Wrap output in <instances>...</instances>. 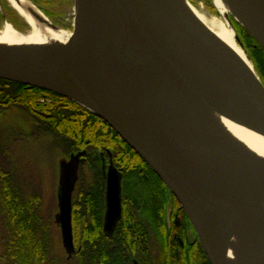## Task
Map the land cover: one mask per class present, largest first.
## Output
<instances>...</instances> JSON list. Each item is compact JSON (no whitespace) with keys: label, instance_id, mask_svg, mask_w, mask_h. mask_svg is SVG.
<instances>
[{"label":"water","instance_id":"obj_1","mask_svg":"<svg viewBox=\"0 0 264 264\" xmlns=\"http://www.w3.org/2000/svg\"><path fill=\"white\" fill-rule=\"evenodd\" d=\"M28 2L35 21L58 30ZM259 5L264 39V0ZM73 9L66 61L26 58L25 65V60L0 59V78L61 94L105 121L172 193L210 264H226L222 245L243 220L251 233L254 262L264 264V173L187 109L141 87L125 66L138 60L156 67L207 108L264 135V85L257 74L177 0H74ZM245 30L264 48L262 40ZM83 153L59 164L54 221L68 257L75 251L72 192ZM102 173L103 231L110 235L121 216V173L111 160L102 165Z\"/></svg>","mask_w":264,"mask_h":264},{"label":"trees","instance_id":"obj_2","mask_svg":"<svg viewBox=\"0 0 264 264\" xmlns=\"http://www.w3.org/2000/svg\"><path fill=\"white\" fill-rule=\"evenodd\" d=\"M33 1L53 16L39 4L41 0ZM234 23L243 31L245 46L264 82V48ZM11 107L25 109L33 120L31 128L40 151L47 140L57 142L40 160L54 181L59 158L84 152V161L72 192L75 251L68 257L52 241L56 223L52 210L44 209L41 183L18 177L23 170L10 162L9 143L4 148L0 135V264H133L134 260L139 264H209L172 193L105 121L61 94L0 78V113ZM109 160L121 173V216L107 235L103 231L106 182L102 165Z\"/></svg>","mask_w":264,"mask_h":264},{"label":"bare ground","instance_id":"obj_3","mask_svg":"<svg viewBox=\"0 0 264 264\" xmlns=\"http://www.w3.org/2000/svg\"><path fill=\"white\" fill-rule=\"evenodd\" d=\"M7 1L26 21L30 30L27 33H20L10 24L5 23L0 28V59L8 58L19 62L26 58L50 59L56 60L57 63L66 61L67 51L69 50L70 53L72 33L59 29L53 30L35 21L28 11V8L33 9L34 6L32 7L28 0ZM177 1L218 43L254 70L244 51L237 44L235 32L228 23L208 17L199 11L190 0ZM213 3L221 15L232 13L235 19L242 23L240 25L244 26V29H248L264 42L263 36L260 35L263 24L259 0H213ZM26 62L28 61L25 60L23 63L26 65L28 64ZM125 71L135 82L153 95L187 109L217 138L264 173V135L207 108L193 97L184 85L156 67L137 60L126 65ZM252 245L251 233L247 224L244 220L240 221L227 242L222 245L225 263L255 264Z\"/></svg>","mask_w":264,"mask_h":264},{"label":"rangeland","instance_id":"obj_4","mask_svg":"<svg viewBox=\"0 0 264 264\" xmlns=\"http://www.w3.org/2000/svg\"><path fill=\"white\" fill-rule=\"evenodd\" d=\"M7 4L8 2L4 0ZM32 1V0H31ZM49 2H53V5L50 8H46L50 11L53 16L46 15L41 8H39L36 4L35 7L38 8L45 17H47L51 22L57 25L59 30H63L65 32L72 33L73 31V19H74V0H47ZM45 0V2H47ZM33 2V1H32ZM190 2L201 12L205 13L208 17H214L219 20H222L228 23L224 14H220L217 7L214 5L213 0H190ZM34 3V2H33ZM4 5L0 4V9H3ZM9 6V4H8ZM10 7V6H9ZM10 9L16 14L17 17L22 20L24 29L30 30L29 26L26 24V21L21 18L12 7ZM228 20L231 23V28L235 32V38L237 44L244 51L246 57L249 59L251 64L254 67L255 73L259 77L261 83L263 84V80L259 73V70L256 66L253 59L250 58L247 47L245 46V40L243 39L244 34L243 31L236 27L235 19L228 12L227 13ZM237 23V22H236ZM229 24V23H228ZM240 25L239 23H237ZM1 25V22H0ZM241 26V25H240ZM236 27V28H235ZM241 28H243L241 26ZM244 29V28H243ZM246 31V30H245ZM238 33V34H237ZM66 41H64L65 43ZM258 70V71H257ZM264 85V84H263ZM33 121V120H32ZM31 121V117L27 114L25 109L19 107H11L5 111L0 113V135L2 139V143L5 144L4 148L7 146V152L10 153V162L13 161L19 166L23 172L22 175L18 176L22 178V181H39L43 187V205L46 212L52 210L53 219L54 215L58 211V199H57V191H58V179H59V164L56 165V181H54L52 177V172L48 169V166L45 164H41L40 160L47 156L49 152L52 151V148L56 141H51L52 139L47 140L45 145H42V151H40V147L37 144L36 138H34L35 133H33V129L31 125H33ZM35 126V125H34ZM36 135V134H35ZM6 136V137H5ZM53 137V136H51ZM53 142V143H52ZM59 143V142H58ZM44 151V152H43ZM1 154V151H0ZM69 157L59 158L61 160H68ZM60 163V162H59ZM83 172H78L79 178ZM41 174V177H39ZM52 241L57 247H61L64 251L61 242V234L60 229L57 224L53 225L52 228ZM75 248V247H74ZM65 252V251H64Z\"/></svg>","mask_w":264,"mask_h":264},{"label":"flooded vegetation","instance_id":"obj_5","mask_svg":"<svg viewBox=\"0 0 264 264\" xmlns=\"http://www.w3.org/2000/svg\"><path fill=\"white\" fill-rule=\"evenodd\" d=\"M47 1V0H46ZM0 4L1 5H4L2 8L3 9H0V22L2 23L5 19V21H9L11 22L16 28H19V29H24V26H23V23H22V20H20L19 17L16 16V14L10 9V7L8 6V4L4 1V0H0ZM43 8H50V6L53 5V2H45V0H41V3H39ZM4 14V16H3ZM80 158H83L84 160V157L81 155ZM104 160V159H103ZM105 163V162H104ZM103 163V164H104ZM109 162H106L105 163V167H106V164H108ZM190 239L193 238V236L191 235L189 237ZM136 261V260H134ZM133 261V262H134ZM209 262V261H208ZM138 263V262H137ZM139 264V263H138ZM210 264V263H209Z\"/></svg>","mask_w":264,"mask_h":264}]
</instances>
